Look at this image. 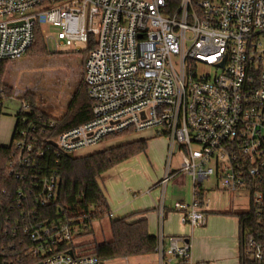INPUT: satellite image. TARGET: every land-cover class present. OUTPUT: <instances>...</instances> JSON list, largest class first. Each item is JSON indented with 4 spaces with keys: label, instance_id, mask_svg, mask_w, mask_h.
I'll use <instances>...</instances> for the list:
<instances>
[{
    "label": "built area",
    "instance_id": "obj_1",
    "mask_svg": "<svg viewBox=\"0 0 264 264\" xmlns=\"http://www.w3.org/2000/svg\"><path fill=\"white\" fill-rule=\"evenodd\" d=\"M45 24L59 27L56 36L43 28L57 49L83 51L78 44L86 48L95 39L84 64L93 117L51 141L57 154L78 153L114 133L155 130L170 141L158 182L162 221L166 187L178 174L193 183L192 201L174 204L183 223L206 224L196 194L212 176L224 191H247L264 217V0H0V60L27 54L36 27ZM29 108L23 102L22 109ZM28 120L15 141L23 166L44 155ZM58 183L57 173L42 179V204L56 198ZM24 231L37 244L32 264H103L94 254L56 250L72 239L68 224ZM253 234L246 254L264 260V228ZM156 252L161 264L191 263V244L182 236L160 234Z\"/></svg>",
    "mask_w": 264,
    "mask_h": 264
},
{
    "label": "trees",
    "instance_id": "obj_2",
    "mask_svg": "<svg viewBox=\"0 0 264 264\" xmlns=\"http://www.w3.org/2000/svg\"><path fill=\"white\" fill-rule=\"evenodd\" d=\"M95 47L92 37L88 46L82 51L80 80L66 111L55 116L39 106L37 93L26 91L20 96L22 102L30 105L28 111H18L17 122L9 145L0 143V264H32L37 259L30 250L37 244L32 242L24 231L27 226L68 224L74 232L77 225L84 229L93 227L95 220L110 216L111 207L100 184V178L108 170L133 156L146 152L148 139L127 140L131 131L114 133L106 140H117L115 145L87 154L59 153L50 143L61 132L81 125L93 117L92 101L84 78V64L89 51ZM48 41L43 26L36 27L35 40L30 51L45 53ZM11 60H0V77ZM1 86V85H0ZM5 90L0 89V100ZM7 96H11L7 94ZM0 101V112H1ZM28 118L35 126V146L44 150V155L33 166L18 163L15 141L18 130L25 127ZM55 125L51 126L50 121ZM125 139V140H124ZM119 140H124L118 142ZM53 173L59 176L57 196L50 203L41 202V181ZM207 189L198 186L197 198L203 203ZM240 220L239 257L240 264H264L246 254L250 236L258 228H264V217L257 215L255 206L235 213ZM112 238L108 241L98 240L76 243L74 235L70 242H59L57 251L81 252L97 255L102 261L110 259L150 255L156 253L157 236L149 231L148 220L136 221L129 217L110 220ZM170 264V263H166ZM176 264H191L189 260H180Z\"/></svg>",
    "mask_w": 264,
    "mask_h": 264
},
{
    "label": "rangeland",
    "instance_id": "obj_3",
    "mask_svg": "<svg viewBox=\"0 0 264 264\" xmlns=\"http://www.w3.org/2000/svg\"><path fill=\"white\" fill-rule=\"evenodd\" d=\"M43 28L46 34L56 36L59 31V27H55L51 24H45ZM81 49H85V44H78ZM73 46H61L56 48L53 39L48 41V50L45 53H36L30 51V53L24 56L9 61L5 67L3 75L0 77V89L5 90L3 93V107L0 112V126H3L7 130L6 135L1 137V144L9 145L12 138L13 125L15 126L17 117L16 114L20 108H22L23 102L20 100V96L26 91H32L37 93L39 97V106H41L46 112L59 116L63 114L71 98L76 90L77 84L80 80L81 62L83 60L82 51H74ZM201 70H206L203 65H200ZM10 94L11 96H7ZM132 133V132H131ZM155 130L142 131L139 133H132L133 135L127 136L126 141L130 139L147 138L148 148L146 152L137 154L132 158L118 164L115 169L110 171L109 177L105 179L100 178V184L102 188H111L115 186L119 181L125 186L133 185L136 190H139L141 194L144 186L152 179H157L160 175L165 176L167 163H168V145L169 138L166 135H160L155 137ZM125 140V139H124ZM119 140L118 142L124 141ZM117 140H106L100 144L82 149L78 154H87L90 152L103 150L107 147L115 145ZM180 158L176 157L175 164L179 163ZM124 168L122 174L120 168ZM164 176L162 178H164ZM182 177L179 183L171 181L166 187V198L168 200V206H174L177 201H185L190 203L193 195V183L191 178L185 174H180ZM142 182V185L141 183ZM129 183V184H127ZM216 177L212 176L203 182L205 187L213 188L211 191V199L216 205V210L227 209L233 207V203L240 205L244 209L249 208L250 195L247 191H242V196L237 193H230L228 191H219L214 187L217 185ZM119 186V185H117ZM153 187V186H149ZM147 186V188H149ZM144 191H147L144 189ZM219 192H222L219 196ZM154 195L161 196L162 188L154 189ZM134 194V192H133ZM224 194V195H223ZM242 205V206H241ZM237 207V206H236ZM150 214L157 215L156 210H151ZM174 213V211H170ZM178 226L181 224L180 216L172 219L166 223V229L170 225ZM190 230L192 227L187 226ZM150 229V225H149ZM192 233L191 231L189 234ZM74 240L76 243H86L93 240L100 242L108 241L112 238L111 224L108 217L101 220H95L93 227L90 229H84L80 225H77L74 232ZM150 262L147 258H143L141 262L129 260L128 264H159L157 256H150ZM178 259H173L171 264H176ZM105 264H127L123 259H117L114 261H105Z\"/></svg>",
    "mask_w": 264,
    "mask_h": 264
},
{
    "label": "crops",
    "instance_id": "obj_4",
    "mask_svg": "<svg viewBox=\"0 0 264 264\" xmlns=\"http://www.w3.org/2000/svg\"><path fill=\"white\" fill-rule=\"evenodd\" d=\"M1 106L3 107V102H1ZM15 126L13 125L12 127L13 128L12 136ZM6 133L7 130L4 129L3 126H0V142H2L1 137L3 138L4 136H7ZM155 135H156L155 137H157L156 133ZM169 145H168V155L170 148ZM176 157L179 156H175L172 162V169L174 170L177 169L179 165V163L178 164L174 163ZM117 166L118 165H116L115 167ZM115 167L105 172L101 178L104 177L105 179L109 175L110 171L115 169ZM124 168L123 167L120 168L121 174ZM163 176L161 175L160 177L159 175L157 179L154 180L152 179V182L151 183L149 182L147 185L146 184L142 185V182H140L141 185L144 186V189L147 190L144 191L143 189V192L141 194L139 193V190L135 191L136 188L133 185L126 186L125 184L124 186L119 181L116 183L115 186H112L110 189L107 187L103 188L111 207V214L110 216H108L109 221L111 220V218L115 219L121 217H129L130 220L132 221L146 218L148 220V225H150V229H149L150 233L157 236V238L162 233L166 238L171 236L185 237L187 241L190 242L191 244V264H240V257H239L240 220L235 213L246 209H244L242 205L241 208L240 205H236L235 203H233V207H229L223 210L222 209L216 210L215 207L216 205L213 203L212 199L210 198L212 192L211 190L213 188L210 189L208 187H205L203 184L204 188L207 189L203 203L201 204V206L206 210L207 213V222L205 225L199 227H193L189 224L183 223L181 212L176 210L174 206L172 207L167 205L168 200L166 196H165V213L162 221L159 210V206L162 200V194L161 196L158 195L156 196L154 195L153 191L155 188L159 190L160 186H158V182L162 180ZM181 178L182 177L180 176V174H178L172 180H170L169 183L171 181H174V183H179ZM150 185L153 187H149ZM147 186L149 188H147ZM214 188L218 189L219 191H224L218 186V183ZM235 193L239 194V196H242L243 194L242 192H234V194ZM218 194L219 196H221L222 192H219ZM192 199H193V195H192ZM151 210H156L157 215H155V213L150 214L149 212ZM170 211H174V213H170ZM178 216H180L181 224L178 226L172 224L168 227V229H166V223L169 222L170 224V221L172 219L177 218ZM187 226H190L192 228L189 230ZM190 231L192 233L189 234ZM150 256H157L158 263L161 264L160 257L157 254V252L150 255L123 257V258L110 259L107 261L123 259L128 264L129 260L141 262L143 258H147V261L150 262L149 260ZM179 261L180 260H178V262ZM103 262L105 264V261Z\"/></svg>",
    "mask_w": 264,
    "mask_h": 264
},
{
    "label": "water",
    "instance_id": "obj_5",
    "mask_svg": "<svg viewBox=\"0 0 264 264\" xmlns=\"http://www.w3.org/2000/svg\"><path fill=\"white\" fill-rule=\"evenodd\" d=\"M69 253L73 254V251H69ZM103 264H104V262H103Z\"/></svg>",
    "mask_w": 264,
    "mask_h": 264
}]
</instances>
